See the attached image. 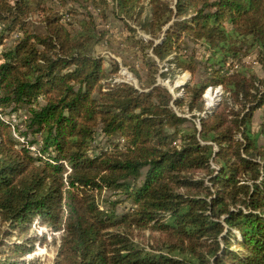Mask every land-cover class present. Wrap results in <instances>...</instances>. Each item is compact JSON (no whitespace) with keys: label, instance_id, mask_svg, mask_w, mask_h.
<instances>
[{"label":"trees","instance_id":"16d2710c","mask_svg":"<svg viewBox=\"0 0 264 264\" xmlns=\"http://www.w3.org/2000/svg\"><path fill=\"white\" fill-rule=\"evenodd\" d=\"M53 1L0 0V264H40L34 221L54 264H264V73L243 61L264 72V0H112L150 36L138 86L93 52L109 1ZM184 71L182 96L156 79Z\"/></svg>","mask_w":264,"mask_h":264},{"label":"rangeland","instance_id":"374dc122","mask_svg":"<svg viewBox=\"0 0 264 264\" xmlns=\"http://www.w3.org/2000/svg\"><path fill=\"white\" fill-rule=\"evenodd\" d=\"M66 2L65 6L61 4L59 0H54L50 3V6H52L54 9L62 11L64 8L69 7L70 5H76L71 0H64ZM109 1V7L106 11L107 18L101 19L98 18L97 20V26L99 30H103L105 32V36L101 42H99L95 48L94 53L97 55H100L104 57L105 61V67H110V61L113 60L118 63L119 65V71L118 74L120 77L119 79H122L126 82H129L135 86H138L137 76L134 73V70H136L142 77H144L145 69L141 67V56L139 53V44L135 39H150V36L146 33H144L137 25H132L133 27H136V31L132 33L128 30V28L124 25L123 21L118 18L113 11V1ZM91 9V8H90ZM95 15L97 13V10L93 12ZM132 34H135V38ZM189 47H192L191 43H188ZM149 56L153 57L155 61L158 63V65L161 67L162 62H159L153 54L149 51ZM243 61L246 63L252 64V68L254 72L262 76L263 70L261 69L260 65L256 62H254V55H248L243 57ZM134 69V70H133ZM157 81L165 86L169 92L176 97L177 95H184L183 90H181V86L185 83H194L201 79V73L197 72L194 76L191 75L190 72L184 71L181 74L176 75L174 81L171 83L168 79H162L159 77V75H156ZM179 84L178 86L174 87L175 84ZM218 88V87H216ZM216 88H207L202 94V98L204 100L205 107H209L207 95L213 96L215 94ZM217 95V94H216ZM215 103V102H214ZM175 111L178 114L185 115L187 117H191L190 113H187L186 111H181L177 107H174ZM196 115L199 113L194 112ZM261 111L257 110L254 113L253 120H252V128L255 129L257 126V123L260 119ZM18 116H24L23 111H19L17 116L16 114H12V121L15 123H20ZM196 125L198 126V120L197 118H193ZM104 138L99 135L95 139V149L98 146L104 145ZM118 197L117 194H113V192L110 191H104L101 196V200H105L109 198L110 200H114ZM128 207V204L123 205L119 204L118 209L121 210L123 208ZM45 234V240L43 242L37 241L34 244L33 250L24 256L25 260H29L32 257H38L40 264H54V258L56 255V250L59 244V234L53 233L49 230V228L40 225L38 221H34L30 227L29 235H43ZM55 235V236H54ZM17 236L14 234L9 239L11 241H17ZM144 243H146V240L144 238L142 239Z\"/></svg>","mask_w":264,"mask_h":264},{"label":"water","instance_id":"95a60500","mask_svg":"<svg viewBox=\"0 0 264 264\" xmlns=\"http://www.w3.org/2000/svg\"><path fill=\"white\" fill-rule=\"evenodd\" d=\"M179 84H175L174 85V87H176V86H178ZM216 91H215V94L217 93V101L214 103V104H212V105H210L209 107H207V108H215L217 105H218V103H219V100H220V98H221V93H222V88L221 87H218V88H216L215 89Z\"/></svg>","mask_w":264,"mask_h":264},{"label":"bare ground","instance_id":"6f19581e","mask_svg":"<svg viewBox=\"0 0 264 264\" xmlns=\"http://www.w3.org/2000/svg\"><path fill=\"white\" fill-rule=\"evenodd\" d=\"M216 91V90H215ZM217 94V93H216ZM216 94H214L213 96H210V95H207V100H208V105L210 106V105H212V104H214V102H216L217 101V95Z\"/></svg>","mask_w":264,"mask_h":264},{"label":"built area","instance_id":"2783aa9c","mask_svg":"<svg viewBox=\"0 0 264 264\" xmlns=\"http://www.w3.org/2000/svg\"><path fill=\"white\" fill-rule=\"evenodd\" d=\"M20 140L22 141L21 138H20ZM30 149H31L32 151H36V147H35V146H31Z\"/></svg>","mask_w":264,"mask_h":264}]
</instances>
